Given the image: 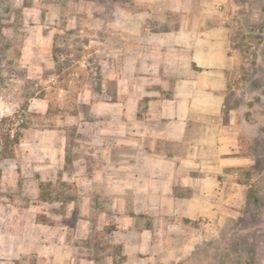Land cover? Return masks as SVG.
<instances>
[{"label": "crops", "instance_id": "obj_1", "mask_svg": "<svg viewBox=\"0 0 264 264\" xmlns=\"http://www.w3.org/2000/svg\"><path fill=\"white\" fill-rule=\"evenodd\" d=\"M81 1L101 14L85 20L88 36L106 47L115 37L133 43L113 55L102 48L98 55L100 89L88 84L83 99L91 115L86 154L93 157L74 163L86 171L92 194L120 203L110 236L126 261L112 256L104 264L188 260L205 234L235 217L234 176L253 164L241 154L234 108L242 59L234 26L221 13L229 0H134L132 9ZM48 28L40 23L27 36L22 58L52 57L63 30ZM173 249L183 255L158 260ZM34 251L37 264H98L74 257L65 242L54 244L52 253L39 246L28 254Z\"/></svg>", "mask_w": 264, "mask_h": 264}, {"label": "rangeland", "instance_id": "obj_2", "mask_svg": "<svg viewBox=\"0 0 264 264\" xmlns=\"http://www.w3.org/2000/svg\"><path fill=\"white\" fill-rule=\"evenodd\" d=\"M104 1L127 9L134 5V0ZM92 11L81 0H0V120L17 114L27 125L15 158L1 161L0 264H37L39 254L28 250L43 246L52 253L58 242L78 259L98 264L119 259L110 235L117 229L113 217L120 203L92 194L86 171L75 170L74 163L93 157L86 154L85 122L91 115L83 99L88 84L100 89L98 55L102 48L113 55L133 43L130 37H113L106 47L99 37L88 36L85 20L101 17ZM221 13L234 26L242 59L234 108L241 154L251 156L253 164L234 176L235 217L225 219L217 233L205 234L188 260L175 264H264V0H229ZM40 23L46 31L63 30L52 57L24 59L26 38ZM109 92L113 95L114 87ZM40 183L52 184L45 187L50 200H42ZM162 255L158 260L183 252Z\"/></svg>", "mask_w": 264, "mask_h": 264}, {"label": "trees", "instance_id": "obj_3", "mask_svg": "<svg viewBox=\"0 0 264 264\" xmlns=\"http://www.w3.org/2000/svg\"><path fill=\"white\" fill-rule=\"evenodd\" d=\"M25 5L24 7H29ZM19 18L22 19V12L18 11ZM21 117L17 114L13 116L4 117L0 120V183L2 176L1 161L15 158L16 148L21 144L23 137V130L27 129V125L22 121ZM18 124V125H17ZM52 187V184L40 183L39 188L42 191L41 198L43 201L50 200V193L45 192V187ZM117 255L119 256V263L126 261V256H123L120 246L116 247Z\"/></svg>", "mask_w": 264, "mask_h": 264}, {"label": "built area", "instance_id": "obj_4", "mask_svg": "<svg viewBox=\"0 0 264 264\" xmlns=\"http://www.w3.org/2000/svg\"><path fill=\"white\" fill-rule=\"evenodd\" d=\"M245 62H246L245 65H246V66H249V60L246 59ZM91 72L93 73L94 76H97V75H98V69H97V68H93V69H91Z\"/></svg>", "mask_w": 264, "mask_h": 264}]
</instances>
